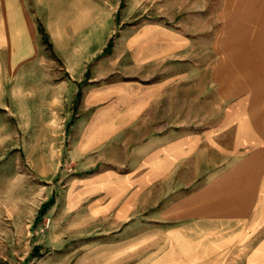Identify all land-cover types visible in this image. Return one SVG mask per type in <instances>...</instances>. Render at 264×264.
Returning <instances> with one entry per match:
<instances>
[{
	"label": "crops",
	"instance_id": "crops-1",
	"mask_svg": "<svg viewBox=\"0 0 264 264\" xmlns=\"http://www.w3.org/2000/svg\"><path fill=\"white\" fill-rule=\"evenodd\" d=\"M6 183L32 264H264V0H0Z\"/></svg>",
	"mask_w": 264,
	"mask_h": 264
},
{
	"label": "rangeland",
	"instance_id": "rangeland-1",
	"mask_svg": "<svg viewBox=\"0 0 264 264\" xmlns=\"http://www.w3.org/2000/svg\"><path fill=\"white\" fill-rule=\"evenodd\" d=\"M40 37L46 56L53 57L48 34L46 41ZM111 47L108 45V50ZM61 168H65L63 160ZM6 184L0 189V264H32L38 252L33 248L27 251L28 246L36 243L37 231L42 233L50 227L51 218L45 217V209L38 202L36 183H30L34 188L29 189L27 201L21 183Z\"/></svg>",
	"mask_w": 264,
	"mask_h": 264
},
{
	"label": "trees",
	"instance_id": "trees-1",
	"mask_svg": "<svg viewBox=\"0 0 264 264\" xmlns=\"http://www.w3.org/2000/svg\"><path fill=\"white\" fill-rule=\"evenodd\" d=\"M38 30H39V33H40V35L42 36L43 40L46 41V38H47L46 36H47V34H46L44 28H43L42 26H39V27H38Z\"/></svg>",
	"mask_w": 264,
	"mask_h": 264
},
{
	"label": "built area",
	"instance_id": "built-area-1",
	"mask_svg": "<svg viewBox=\"0 0 264 264\" xmlns=\"http://www.w3.org/2000/svg\"><path fill=\"white\" fill-rule=\"evenodd\" d=\"M48 222V221H47Z\"/></svg>",
	"mask_w": 264,
	"mask_h": 264
}]
</instances>
